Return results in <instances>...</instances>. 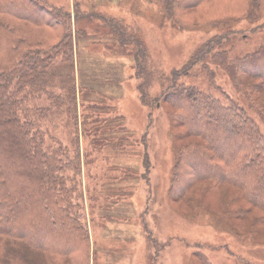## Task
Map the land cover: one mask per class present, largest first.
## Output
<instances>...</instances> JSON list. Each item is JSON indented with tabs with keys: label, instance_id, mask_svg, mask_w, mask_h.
<instances>
[{
	"label": "trees",
	"instance_id": "1",
	"mask_svg": "<svg viewBox=\"0 0 264 264\" xmlns=\"http://www.w3.org/2000/svg\"><path fill=\"white\" fill-rule=\"evenodd\" d=\"M155 1L165 17L182 25L187 12L209 10L212 0ZM222 8L234 15L213 19L211 26L264 18V0H226ZM86 18L88 11L80 9V1L70 8L47 0H0V264L91 263L90 233L76 182L82 165L73 67L74 45L82 29L77 23ZM103 20L118 36L122 50L132 45L134 64L147 69L146 49L136 34L117 27L114 17ZM224 38L219 34L205 40L170 77L157 73L162 85L168 82L154 98V107L160 100L169 102L172 121L192 136L174 151L169 190L178 198L196 180H208V190L227 184L237 191L235 198L250 203L233 216H246L256 208L263 213L253 223L264 225V134L257 122L264 124V44L231 56L222 48ZM215 69L243 94L242 104L222 91ZM196 71L220 90L223 100L180 82L181 76ZM143 93L142 88L145 103ZM41 94L55 107H65L75 129L72 144L47 142L45 130L27 117L28 95ZM148 170L146 166L143 174ZM237 237L245 239L244 234ZM262 247L264 243L257 246L259 251Z\"/></svg>",
	"mask_w": 264,
	"mask_h": 264
},
{
	"label": "rangeland",
	"instance_id": "2",
	"mask_svg": "<svg viewBox=\"0 0 264 264\" xmlns=\"http://www.w3.org/2000/svg\"><path fill=\"white\" fill-rule=\"evenodd\" d=\"M47 1L70 8L80 1V9L89 16L77 23L82 29L74 45L73 67L82 165L76 182L90 233V264H264V247L257 248L264 243V225L253 223L263 212L255 208L234 217V211L250 208V203L235 198L238 193L231 186L208 190V180H196L183 196L170 194L174 151L192 136L172 121L169 102L160 100L155 107L153 102L168 82L162 85L159 71L170 77L195 48L219 34H225L222 48L231 56L253 51L264 44V18L211 26L213 19L234 15L223 11L226 0L208 2L209 10L187 12L183 26L165 17L155 0ZM109 17L142 41L147 69L134 64L131 44L122 50L118 36L103 20ZM179 80L224 98L201 71ZM215 81L243 103V94L222 70L215 69ZM25 107L30 109L27 117L45 130L47 142L72 144L75 129L64 106L55 107L41 94L28 95ZM257 122L264 134V124ZM146 166L149 170L143 174Z\"/></svg>",
	"mask_w": 264,
	"mask_h": 264
},
{
	"label": "bare ground",
	"instance_id": "3",
	"mask_svg": "<svg viewBox=\"0 0 264 264\" xmlns=\"http://www.w3.org/2000/svg\"><path fill=\"white\" fill-rule=\"evenodd\" d=\"M207 7V6H206ZM213 14V13H212ZM46 38V37H45ZM44 39V38H43Z\"/></svg>",
	"mask_w": 264,
	"mask_h": 264
}]
</instances>
